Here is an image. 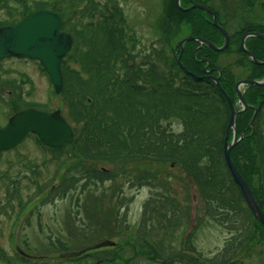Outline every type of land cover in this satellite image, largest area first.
Segmentation results:
<instances>
[{"label": "trees", "instance_id": "trees-1", "mask_svg": "<svg viewBox=\"0 0 264 264\" xmlns=\"http://www.w3.org/2000/svg\"><path fill=\"white\" fill-rule=\"evenodd\" d=\"M167 5L172 15V0ZM38 9L57 12L63 19L62 29L74 38L72 48L62 59L64 86L57 95L77 137L61 146L42 144L58 165L54 175L42 184L32 179L39 187L31 196H24L25 186L18 179L13 192L8 186L9 199L18 200V214L29 203L24 198L31 200L47 187L46 198H65L82 179L83 189L92 182L115 183L119 174L129 187H155L157 174L146 167L158 162L181 169L183 180L198 190V210L209 221L237 232L221 250L220 260L217 254L203 257L194 243L197 226L189 229L192 211L188 198L180 204L168 193L156 192L144 203L140 222L142 228L153 221L151 228L146 232L137 230L144 233L138 236L144 239L141 247L145 249L133 245L134 255L127 256L119 253L121 244L101 255L94 256L98 250L93 249L78 258H59L51 263L48 258L44 263L73 260L75 264H87L82 263V256L92 255L94 264H137L135 256L145 252L153 261L169 264L175 257L181 264H196V259L225 264L247 250L254 233L264 231V225L255 217L228 167L224 149L231 107L216 81L188 72L167 55L165 47L153 46V51L138 61L139 38L130 31L118 0H0V10L5 11L3 15L0 11V26L15 25ZM41 69L47 73L42 65ZM16 98L18 109L47 108L23 101L20 93ZM175 122L181 124L180 130L173 128ZM236 127L247 135L232 148L231 156L264 211V110L258 113L255 125ZM251 162L256 169L252 177L248 169ZM35 166L31 163L27 168L35 169L33 174L38 178L41 172ZM253 176L256 185L251 181ZM167 177L170 180L172 175ZM113 219L116 225L118 216ZM117 227L120 231L121 226ZM147 233L153 236L149 238ZM54 244L61 251L70 248L58 238ZM0 264L20 263L0 249Z\"/></svg>", "mask_w": 264, "mask_h": 264}, {"label": "rangeland", "instance_id": "rangeland-1", "mask_svg": "<svg viewBox=\"0 0 264 264\" xmlns=\"http://www.w3.org/2000/svg\"><path fill=\"white\" fill-rule=\"evenodd\" d=\"M118 1L126 13L128 25L141 39V42L136 47L139 53L136 59L140 62L145 59V55L153 51V46L156 48L165 47L167 55L172 57V44L188 31L187 23L190 16V11L188 10L193 6L179 12L172 9L171 15L170 10L167 8L169 0ZM3 10H0L2 15L5 14ZM191 21L193 22L194 19ZM173 37L177 38L174 42H172ZM0 71V85L2 80L8 83L10 79L15 78L16 96L20 93L23 101L53 109L63 107L60 97L54 93L49 76L42 71L40 64L36 60L19 57L3 60L0 61ZM10 84L8 83L4 86L6 87L4 92L0 91V95H3V99L0 98V124L7 121L10 114L21 110L18 109L17 98L14 103L12 99L14 96L8 105L4 102V100L8 102L6 91L9 88L13 89ZM172 125L175 130L181 129V124L177 122ZM250 146H252V143H250ZM249 152L254 154L253 149L249 150ZM52 157L51 151L41 145L35 134H29L14 149L0 154V201L7 194L6 183L11 181V179H7L9 174L13 179H18L25 186V189H23L24 196H31L35 193L39 186L32 179H39L40 184H42L44 180L49 179L55 173L58 162L57 160H52ZM31 163H36L35 168L41 172L38 178L33 174L36 171L35 169L27 168ZM146 169L157 174L154 183L155 187L148 185L129 187L125 177L119 174L115 183L106 181L93 184L92 182L85 189L82 187V179L78 186L71 190L65 198L59 196L51 200L46 198V193L49 190L47 187L41 194L31 199V202L23 210H20L19 214L20 208L14 200L12 214L7 208L0 210V248L5 249L10 255L15 243L18 242L21 246H24L26 240H28L29 246L37 249L38 253L47 254L49 258L47 259L51 263L53 260H61L55 256L60 251V246L54 244V240L57 238L65 242L70 247L69 250L72 251L111 239L115 242L113 244L114 247L110 244L102 245L100 246L101 248H97L98 251L95 252L94 256L101 255L104 251H113L116 246L118 249L121 244L122 247L118 250L119 253L132 256L135 248L133 245H136L138 249L146 248L141 247L145 242L143 238L138 236L144 233L137 232L141 227L139 224L142 221L144 201L152 195L155 196L156 192H162L175 197L180 204L186 203L185 199L188 198L190 210L192 211L189 229L197 226L194 240L197 249L203 257L217 254V259L220 260L222 257L220 253L226 241L236 235L237 232L212 220L209 221L208 216L199 212L200 199L198 190L189 181L185 182L183 180V173H181L179 167L153 162L147 165ZM248 169L249 173L251 172L250 177H252L256 170L252 162ZM62 172L63 168H61L60 173ZM25 174L27 175L26 177L24 176ZM168 174L172 175L170 180H168ZM253 177L251 181L256 185L257 175ZM160 179L162 181L161 184ZM57 181L58 178H56L54 183ZM114 188L117 189L116 192H114ZM166 206L170 207V204ZM114 216H118L119 220L116 225L121 226L120 231L113 223ZM151 222L153 221H147L144 225L142 223L141 231L146 232L151 226ZM13 230H16V232L12 237ZM262 231L254 233L252 244H249L250 247L248 246L247 250H243L238 254L237 261L234 264H264V231ZM147 234L149 238L153 236L151 235L152 233ZM144 254L135 256L137 264H169L167 262L153 261L148 258L147 253L144 252ZM94 256H82V263L94 264ZM154 256L158 257L157 255ZM73 262V260H70L52 264H75ZM172 264H181V262L175 257ZM196 264L206 263L202 259H196Z\"/></svg>", "mask_w": 264, "mask_h": 264}, {"label": "flooded vegetation", "instance_id": "flooded-vegetation-1", "mask_svg": "<svg viewBox=\"0 0 264 264\" xmlns=\"http://www.w3.org/2000/svg\"><path fill=\"white\" fill-rule=\"evenodd\" d=\"M179 2L180 5L178 0H172V9L176 12L193 7L188 10L190 16L186 34L177 41H175L176 37L172 38V42L175 41L172 44V57L180 62L184 69L195 73L198 77L213 81L217 78L226 93L230 94L232 105L240 110L236 116V125H255L258 113L264 110V0H180ZM195 3L205 7L194 6ZM130 31L132 32V28ZM136 36L139 38L137 33ZM140 42L139 38L137 43ZM10 58L17 57H4L0 58V61ZM252 80L258 82H250ZM8 83H11L13 89L9 88L6 91L8 102L5 100L4 102L7 105L13 96L12 99L14 103L16 102L15 78L10 79ZM8 83L2 80L1 92H4L6 89L4 86ZM0 98L3 99V95H0ZM229 105L231 107L230 103ZM11 115L8 117L10 118ZM7 121L1 123L0 127ZM238 130L237 128L238 136L242 133L247 135L246 132L240 133ZM9 151L11 150L2 151L0 154ZM8 186L13 192L15 182L6 183V188ZM14 200L12 198L10 203ZM3 201L8 202L7 196ZM13 206L10 205V214L13 213ZM15 232L16 230L12 231V237ZM21 233L24 234L23 231ZM11 255L20 264H46L44 262L48 257L47 254L38 253L37 249L29 246L28 240L24 246L15 243Z\"/></svg>", "mask_w": 264, "mask_h": 264}, {"label": "water", "instance_id": "water-1", "mask_svg": "<svg viewBox=\"0 0 264 264\" xmlns=\"http://www.w3.org/2000/svg\"><path fill=\"white\" fill-rule=\"evenodd\" d=\"M179 1V0H178ZM194 6L205 7L195 3ZM62 17L50 9H38L34 14L24 17L15 25L0 26V58L5 56L29 57L40 60L48 72L56 93L64 86L62 59L71 49L74 38L68 31L62 30ZM223 90L219 80L215 78ZM258 82V81H250ZM229 101L230 97L227 96ZM238 110L232 105L230 121L226 130L225 158L228 167L239 184L245 199L256 218L264 225V211L260 207L253 190L239 172L231 156L232 148L242 136L230 142L228 137L233 129L236 133L235 119ZM36 133L41 142L49 146H60L76 139L77 134L60 108L50 110L28 107L13 114L7 124L0 127V150L10 149L20 143L29 133ZM112 244L105 240L96 244ZM81 251L64 252L62 256H76Z\"/></svg>", "mask_w": 264, "mask_h": 264}]
</instances>
